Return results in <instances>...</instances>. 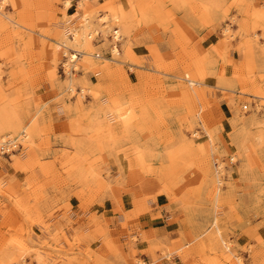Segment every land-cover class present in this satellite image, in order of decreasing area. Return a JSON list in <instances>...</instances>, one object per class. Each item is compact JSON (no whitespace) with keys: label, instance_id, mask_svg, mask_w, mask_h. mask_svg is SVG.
<instances>
[{"label":"rangeland","instance_id":"obj_1","mask_svg":"<svg viewBox=\"0 0 264 264\" xmlns=\"http://www.w3.org/2000/svg\"><path fill=\"white\" fill-rule=\"evenodd\" d=\"M65 1L0 7V110L27 125L0 150V264H264V0ZM84 18L125 25V63L101 32L66 68ZM164 211L163 241L138 219Z\"/></svg>","mask_w":264,"mask_h":264},{"label":"bare ground","instance_id":"obj_2","mask_svg":"<svg viewBox=\"0 0 264 264\" xmlns=\"http://www.w3.org/2000/svg\"><path fill=\"white\" fill-rule=\"evenodd\" d=\"M0 2H1V4H0V7H1L3 2H5V0H1ZM70 5H71V3H70L69 0H66L64 2V8L65 9H68L70 7ZM0 14L2 16L6 17L5 14H3L1 11H0ZM123 30L126 31L125 25L123 27ZM123 30H122V27H118V28H114V29L112 27H109L107 30H105V29H97V28H94L91 25V23L88 21V18H84L82 27L76 28V27L73 26V28H72V30L70 32L71 35H70L69 39L68 38H64L60 42H57V47L63 49L64 50L63 53L67 57V61L65 63L66 64L65 65L66 68L71 67V65H73L74 68H75L77 63L81 60L80 56L81 57L89 56L91 58H102V55L100 53L94 52L93 49L87 48V43L91 42V39L95 35L100 34L101 32L104 35H106V33L107 34L111 33V36L113 38V42L114 43H113L112 48H111V53L113 55L112 60H114L115 62L125 63V61H123L122 57L119 56L120 52L118 50V44H117V42H119L122 39V36H123V32L122 31ZM179 78H181L182 81H185V82L188 83L187 86H188L189 89H187V93H188L190 98H192V99L194 98V99H197V100L201 99L200 89L202 88L203 85H205L202 81H200L197 78L192 77L188 73H186V74H184L182 76H179ZM66 84H68V83H66ZM70 88H71L72 92L75 91L73 86H71ZM66 90H67V88H66ZM84 92H85V90L82 89V93H84ZM202 111H203V109H202ZM4 112H5V110L4 111L0 110V131H4L6 129H11L14 133H16L15 134L16 137H14V138H12L10 140H8V139L5 140V138H3V139L1 138L2 140L0 139L1 140L0 141V146H2V149L8 150L10 148V146L12 144H14V142H17V140H19V139L20 140H25L27 125L26 126L21 125V122L13 119L11 116H9V118H8V114H7V118H6L5 117L6 113H5V116H4ZM116 112L118 113L117 115L120 116L121 111H120L119 107L116 108ZM195 135H197V134H195ZM220 167H222L221 164L216 165V169L214 171V177L216 179V183H221V179H220L221 177L219 175V168ZM218 194H219V192H218ZM216 201H218V199ZM214 224L217 225L216 222ZM217 232H218V234L221 233L219 229L217 230ZM227 249L229 250V247H227ZM238 259H236V260H238Z\"/></svg>","mask_w":264,"mask_h":264},{"label":"crops","instance_id":"obj_3","mask_svg":"<svg viewBox=\"0 0 264 264\" xmlns=\"http://www.w3.org/2000/svg\"><path fill=\"white\" fill-rule=\"evenodd\" d=\"M135 52L140 57L147 55V51L145 47H136ZM0 171H1V168H0ZM111 210L113 211V208ZM156 213L157 212L141 215L138 219V222L142 226L141 227L142 230L151 231L154 237H156L157 239H162L164 241L167 237L175 233L177 229L175 228L173 229L172 227L173 225L170 223V221L172 220V217L168 213L164 211L161 218L154 217ZM110 217L111 219H113L118 216H116L113 212V215ZM258 233L262 238L264 237L263 232H261V230H259ZM137 235L138 233L136 232L135 236ZM228 236L231 239V241H233L237 245L235 246L237 248H242L248 245L249 243L253 244V242L246 235H243L238 230H233L232 233L228 234ZM143 246H146V245L143 244ZM257 249L259 248L257 247ZM241 254L244 255L247 264H254L253 261L250 259L249 253L248 254L241 253Z\"/></svg>","mask_w":264,"mask_h":264},{"label":"built area","instance_id":"obj_4","mask_svg":"<svg viewBox=\"0 0 264 264\" xmlns=\"http://www.w3.org/2000/svg\"><path fill=\"white\" fill-rule=\"evenodd\" d=\"M13 147H14V146H13ZM14 148H15V147H14ZM0 150H1V153L4 154V155H9L11 152L14 151L13 149L10 150V151H8V150H3V149H0ZM2 151H3L4 153H3Z\"/></svg>","mask_w":264,"mask_h":264}]
</instances>
